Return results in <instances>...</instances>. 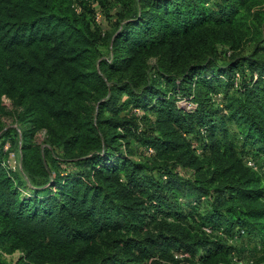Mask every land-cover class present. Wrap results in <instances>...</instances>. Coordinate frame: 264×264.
I'll list each match as a JSON object with an SVG mask.
<instances>
[{
    "label": "trees",
    "instance_id": "16d2710c",
    "mask_svg": "<svg viewBox=\"0 0 264 264\" xmlns=\"http://www.w3.org/2000/svg\"><path fill=\"white\" fill-rule=\"evenodd\" d=\"M112 1L106 39L110 0H0V101L49 134L19 170L0 136V264H236L222 240L264 241V0Z\"/></svg>",
    "mask_w": 264,
    "mask_h": 264
},
{
    "label": "rangeland",
    "instance_id": "374dc122",
    "mask_svg": "<svg viewBox=\"0 0 264 264\" xmlns=\"http://www.w3.org/2000/svg\"><path fill=\"white\" fill-rule=\"evenodd\" d=\"M78 0H76V3ZM110 6L108 7L109 10L104 9L103 13V25L106 28V39H109V37L113 34V32L116 29V25L114 23L115 21V14L117 11L120 10V6L114 1L110 0ZM96 4V3H94ZM107 10V11H106ZM109 35V36H108ZM261 48H264L262 46ZM254 49L253 44H249L244 48L242 52H240L241 56L247 55L251 53V51ZM261 54H264V51H262ZM156 58H150L149 62L153 63ZM225 83L221 84V88L223 89L225 87ZM226 88V87H225ZM224 88V89H225ZM229 98L232 100L240 101L241 98H239L238 94L235 90H230V93L228 94ZM181 105L186 107L187 110H192L196 107V104L194 102H191L187 100L186 98L180 99L179 102ZM22 110V107H17L14 105V101L11 97L3 95L0 101V136L2 133L7 132L8 136L5 138H9L10 140L6 141L4 144V150L7 152V163L13 167L14 169L21 168V161H22V147H23V140H24V134L25 131L30 135H28L27 140L28 142L34 144L35 146L45 148L47 145H49L47 139L49 138L48 131L45 128H38L33 131L31 130V127L28 123L23 122L19 119L18 113ZM236 129L233 124H229V132L230 134L234 135ZM216 136L218 138H221V133L217 132ZM18 137V141H17ZM121 144L120 152H123L124 154H130L128 152V148L126 147L125 141ZM250 147V146H249ZM58 154L60 156L63 155L62 151L58 148L57 149ZM9 152V153H8ZM60 169L66 172L74 173L77 171L76 166L68 165L65 162H62V165L60 166ZM19 170V169H18ZM67 170V171H66ZM180 173L183 176H188L191 174L190 169H178ZM25 185H29L28 183ZM27 188V189H26ZM22 188L23 196L28 195V191L31 187ZM29 189V190H28ZM185 205L186 212L191 216L192 221L194 223H199L201 221L211 222L210 220H213L211 218V215L209 213V204L207 202H203L199 205L192 206L187 201H183ZM192 206V207H190ZM212 223H217L215 220H213ZM224 239V238H223ZM222 242L225 243L226 246L234 247L235 255L242 260L244 264H264V241L262 236L254 233L247 234L244 238H239L236 242L222 240ZM231 247V248H232ZM5 260L8 263H15L19 260L21 256H23V251L20 249L15 250L12 253L2 252ZM250 260H253V263H250ZM196 262L199 260L196 258ZM249 262V263H248Z\"/></svg>",
    "mask_w": 264,
    "mask_h": 264
},
{
    "label": "built area",
    "instance_id": "2783aa9c",
    "mask_svg": "<svg viewBox=\"0 0 264 264\" xmlns=\"http://www.w3.org/2000/svg\"><path fill=\"white\" fill-rule=\"evenodd\" d=\"M75 9H76V11L79 12V8L76 7ZM96 22L99 23V24H101V22H102V18H101V15H100V14H98V15L96 16ZM149 151H150V152H153V149L149 148ZM198 151L201 153V150H200V149H199ZM246 162H247V164H248L249 166H251V167H253V168H255V169H258L257 165L255 164L254 160H253L251 157H247V158H246ZM204 230H205L208 234H212V233L214 232V231L212 230V228H209V227H204ZM242 232H243V231H242ZM238 239H239V235H235V236H234L233 238H231L229 241H231V242H236ZM187 255H188L187 253H185V254H183V253H181V252L176 253V256H177V257H184V256H187ZM232 257H233V260H234V262H235L236 264H244V263L242 262V260H241L240 258H238V257L235 255V252H233ZM248 263H249V262H248ZM250 263H253V260H250Z\"/></svg>",
    "mask_w": 264,
    "mask_h": 264
}]
</instances>
